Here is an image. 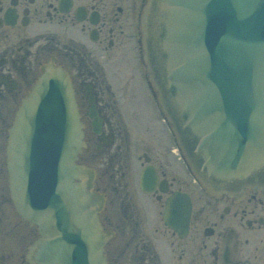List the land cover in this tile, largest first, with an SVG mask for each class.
Here are the masks:
<instances>
[{
  "label": "water",
  "instance_id": "1",
  "mask_svg": "<svg viewBox=\"0 0 264 264\" xmlns=\"http://www.w3.org/2000/svg\"><path fill=\"white\" fill-rule=\"evenodd\" d=\"M144 60L159 106L187 163L210 195L264 185V0H146ZM9 132L17 213L37 225L32 264H107L93 173L76 163L85 146L69 75L48 63ZM165 224L184 234L186 194L166 203ZM186 223H175L176 211Z\"/></svg>",
  "mask_w": 264,
  "mask_h": 264
},
{
  "label": "flooded vegetation",
  "instance_id": "2",
  "mask_svg": "<svg viewBox=\"0 0 264 264\" xmlns=\"http://www.w3.org/2000/svg\"><path fill=\"white\" fill-rule=\"evenodd\" d=\"M143 2L0 0V234L20 230L25 238L18 251L0 246V264H31L25 253L35 232L3 217H13L7 143L15 112L51 60L70 74L82 113L87 147L78 162L95 170L93 191L105 196L99 219L101 231L111 234L103 251L108 264H264V188L195 207L184 236L161 229L168 197L189 192L185 160L151 107L141 70L136 75L152 111L145 119L152 132L143 124L138 133L126 102L129 87L114 76L120 60L139 67L133 52ZM167 231L170 249L160 239Z\"/></svg>",
  "mask_w": 264,
  "mask_h": 264
},
{
  "label": "rangeland",
  "instance_id": "3",
  "mask_svg": "<svg viewBox=\"0 0 264 264\" xmlns=\"http://www.w3.org/2000/svg\"><path fill=\"white\" fill-rule=\"evenodd\" d=\"M126 51V55L130 56L132 53L129 49V46H126L125 48ZM138 50L136 49V51H134L133 53L137 54ZM121 62L119 63L118 69L115 71H118L120 74L117 77V74L114 76H116V78H118V81H120L122 84L120 86H128L129 88L127 89L130 93L129 95L126 97V102H127V106L129 107V110L132 111V119L134 120V125L135 127H137V131L139 134H142V132L144 133V129H143V124L144 128H146L147 130L155 131L153 123H150L151 121L145 120L148 116H150V113H152L150 106L147 104V100H146V95L144 94V90L141 89V81L138 80L137 78V71L139 72L138 68H135V62L133 61H128V59L125 60H120ZM112 70V69H111ZM139 75V73H138ZM117 81V80H116ZM117 83V82H116ZM118 84V83H117ZM154 102V101H153ZM152 109L154 110V112L157 115V110L155 109L156 105L154 102L151 104ZM131 107V108H130ZM144 119V120H142ZM153 128V129H151ZM144 141H142V144L140 146V148H142ZM189 176V174H188ZM188 187H189V191L192 197H194L196 199L195 202V207L199 208L202 206H205L208 204H204V201L202 200V198L200 196H203V192L200 190L199 187H197V185H195V183H193L190 178L188 179ZM161 210V209H160ZM13 217L10 218L9 216H7V213H4L3 217H4V221H6V219H9V224L14 223L16 224V222L19 221V216H17L15 214V212L13 211V209L11 210ZM159 217H161V215H159ZM19 223V222H18ZM160 225H161V229L165 232L167 229L163 228L162 226V220H160ZM21 228L24 229V226L21 225ZM163 233V232H162ZM20 234V230L16 233V230L9 234V233H5V234H0V246L1 247H12V250L14 251H18V249H21V240H25L24 236L19 235ZM170 234L167 233L161 234L160 239L162 240V245L164 249H170V243H171V238L169 236ZM169 254V251H168ZM171 254H169L170 256ZM198 254L196 253V256Z\"/></svg>",
  "mask_w": 264,
  "mask_h": 264
}]
</instances>
